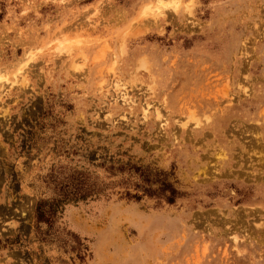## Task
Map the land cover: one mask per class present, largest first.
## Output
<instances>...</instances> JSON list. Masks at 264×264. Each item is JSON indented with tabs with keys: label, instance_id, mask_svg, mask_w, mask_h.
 Segmentation results:
<instances>
[{
	"label": "rangeland",
	"instance_id": "1",
	"mask_svg": "<svg viewBox=\"0 0 264 264\" xmlns=\"http://www.w3.org/2000/svg\"><path fill=\"white\" fill-rule=\"evenodd\" d=\"M0 264H264V0H0Z\"/></svg>",
	"mask_w": 264,
	"mask_h": 264
},
{
	"label": "trees",
	"instance_id": "2",
	"mask_svg": "<svg viewBox=\"0 0 264 264\" xmlns=\"http://www.w3.org/2000/svg\"><path fill=\"white\" fill-rule=\"evenodd\" d=\"M135 173L139 174L141 177V184L134 183L133 186L136 190H140L143 192L142 195H145L149 198H154L159 202H164L168 205H173L180 198L181 194L179 191L173 186L172 183L167 181V175H163L162 173L149 174L148 170H142L140 168L135 169ZM153 184H158V188H153ZM76 194H80L79 199H86L90 193L94 192L93 190L88 191V188L84 186L83 183L76 185L75 187ZM99 189H95L94 195L100 193ZM129 198H132L136 201H139L142 196L139 195H130L126 194ZM43 212L38 211V218H43Z\"/></svg>",
	"mask_w": 264,
	"mask_h": 264
},
{
	"label": "bare ground",
	"instance_id": "3",
	"mask_svg": "<svg viewBox=\"0 0 264 264\" xmlns=\"http://www.w3.org/2000/svg\"><path fill=\"white\" fill-rule=\"evenodd\" d=\"M161 1H162V0H161ZM161 4H162V3H161ZM160 15H162L161 12H160V11H157V12H156V16H160ZM111 76H113V74H111ZM114 86H115L116 90H117V89L119 90V88L121 87L120 85L117 84V82L115 83ZM155 114H156V116L158 117V112H157L156 110H155Z\"/></svg>",
	"mask_w": 264,
	"mask_h": 264
}]
</instances>
